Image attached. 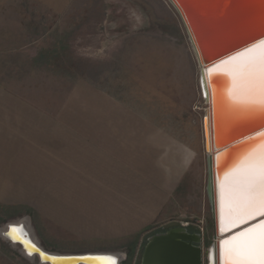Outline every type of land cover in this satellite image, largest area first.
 I'll list each match as a JSON object with an SVG mask.
<instances>
[{"label": "rangeland", "instance_id": "374dc122", "mask_svg": "<svg viewBox=\"0 0 264 264\" xmlns=\"http://www.w3.org/2000/svg\"><path fill=\"white\" fill-rule=\"evenodd\" d=\"M199 73L183 23L167 0H74L60 15L32 0H0V85L55 114L75 85L90 83L152 122L193 158L170 204L169 219L139 236L138 250L154 233L184 224L202 234L204 250L213 242L202 125L207 109ZM24 202H0V229L27 218L34 239L49 252H134L133 239L81 241ZM140 258L123 264H139ZM0 264L39 261L27 259L20 246L0 237Z\"/></svg>", "mask_w": 264, "mask_h": 264}, {"label": "crops", "instance_id": "0c3cea01", "mask_svg": "<svg viewBox=\"0 0 264 264\" xmlns=\"http://www.w3.org/2000/svg\"><path fill=\"white\" fill-rule=\"evenodd\" d=\"M32 1L60 15L74 0ZM161 134L84 81L55 114L0 85V202L25 201L81 241L133 239L135 258L137 238L169 219L193 159Z\"/></svg>", "mask_w": 264, "mask_h": 264}, {"label": "water", "instance_id": "95a60500", "mask_svg": "<svg viewBox=\"0 0 264 264\" xmlns=\"http://www.w3.org/2000/svg\"><path fill=\"white\" fill-rule=\"evenodd\" d=\"M167 1L182 20L200 67L199 86L207 109L202 125L213 242L204 250L201 234L182 226L174 227L147 239L140 264H225L221 254L224 241L264 222V216L260 215L246 220L232 217L228 222L226 195L223 218L221 206L222 186L227 193L237 179L233 169L247 152L259 145L264 134V116L234 108L228 97L231 87L228 73L237 70L243 59L232 69L223 68L225 62L264 40V0ZM13 227L16 240L10 236ZM0 237L12 246H20L27 259L37 258L39 264H123L127 260L126 254L116 252L46 251L34 239L27 218L7 223L0 229Z\"/></svg>", "mask_w": 264, "mask_h": 264}, {"label": "snow or ice", "instance_id": "6c2138e0", "mask_svg": "<svg viewBox=\"0 0 264 264\" xmlns=\"http://www.w3.org/2000/svg\"><path fill=\"white\" fill-rule=\"evenodd\" d=\"M242 59L239 68L228 73L231 77L229 100L234 108L246 114L264 116V40L241 56L231 58L224 66L232 69ZM260 141L233 169L237 179L227 193L222 186V218L225 195L231 217L246 220L256 215L264 216V134ZM12 231H16L15 227ZM221 254L225 264H264V222L260 223L259 231L249 228L232 241H225Z\"/></svg>", "mask_w": 264, "mask_h": 264}, {"label": "trees", "instance_id": "16d2710c", "mask_svg": "<svg viewBox=\"0 0 264 264\" xmlns=\"http://www.w3.org/2000/svg\"><path fill=\"white\" fill-rule=\"evenodd\" d=\"M154 234H156V233H154ZM154 234H153V235H154ZM149 237H150V236H149ZM147 239H148V238H147ZM147 239H146V242L144 243L145 245H146V243H147ZM145 245H144V247H145ZM144 247L141 248V250H140V252H139L140 255L142 254ZM133 259H134V252H132L131 254H128V256H127V262H128V263H131V262H133ZM139 264H140V262H139Z\"/></svg>", "mask_w": 264, "mask_h": 264}, {"label": "bare ground", "instance_id": "6f19581e", "mask_svg": "<svg viewBox=\"0 0 264 264\" xmlns=\"http://www.w3.org/2000/svg\"><path fill=\"white\" fill-rule=\"evenodd\" d=\"M181 21H182V20H181ZM182 23H183V22H182ZM183 26H184V25H183ZM223 68H226V67L224 66ZM221 98H222V96H221ZM222 119H223V117H222ZM226 196H227V195H226ZM226 202H227V199H226ZM226 207H227V204H226ZM227 209H228V208H227ZM228 216H229V215H228ZM231 218H232L231 216L228 217V222H231ZM255 229H256L257 231H259V227L255 228ZM10 236H11V237H13V236H17V234H16L15 232H11V233H10ZM238 236H239V235H238ZM238 236H237V237H238ZM232 239H233V238H232ZM232 239L227 240V241H232ZM220 240H221V239H219V241H220ZM36 241H37V240H36ZM224 242H225V241H224ZM223 244H224V243H223ZM223 244H222V245H223ZM223 259H224V258H223Z\"/></svg>", "mask_w": 264, "mask_h": 264}, {"label": "built area", "instance_id": "2783aa9c", "mask_svg": "<svg viewBox=\"0 0 264 264\" xmlns=\"http://www.w3.org/2000/svg\"><path fill=\"white\" fill-rule=\"evenodd\" d=\"M189 224H184L182 227L187 228ZM203 232V231H202ZM202 235V234H201ZM203 237V236H202Z\"/></svg>", "mask_w": 264, "mask_h": 264}]
</instances>
